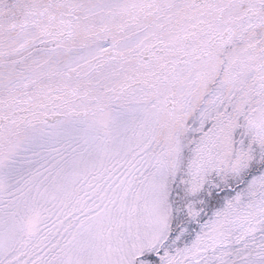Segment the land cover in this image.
I'll use <instances>...</instances> for the list:
<instances>
[{
	"label": "rangeland",
	"instance_id": "1",
	"mask_svg": "<svg viewBox=\"0 0 264 264\" xmlns=\"http://www.w3.org/2000/svg\"><path fill=\"white\" fill-rule=\"evenodd\" d=\"M243 80L166 118L127 94L23 132L17 111L0 153V264H264V95Z\"/></svg>",
	"mask_w": 264,
	"mask_h": 264
},
{
	"label": "trees",
	"instance_id": "2",
	"mask_svg": "<svg viewBox=\"0 0 264 264\" xmlns=\"http://www.w3.org/2000/svg\"><path fill=\"white\" fill-rule=\"evenodd\" d=\"M261 59L264 0H0V153L17 111L23 132L56 126L55 113L116 107L127 94L156 100L166 118L186 101L199 110L205 98L229 96L243 79L260 101ZM59 70L74 79L52 80ZM203 82L206 91L191 92ZM235 90L238 99L243 89ZM168 96L178 104L169 108ZM217 106L224 117L226 106ZM235 114L229 123L243 117ZM199 223L186 227L194 232ZM255 240L263 244L264 233ZM233 250L229 263L239 260Z\"/></svg>",
	"mask_w": 264,
	"mask_h": 264
}]
</instances>
